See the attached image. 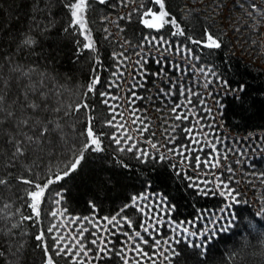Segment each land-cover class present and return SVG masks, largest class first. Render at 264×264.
Here are the masks:
<instances>
[{
    "label": "snow or ice",
    "instance_id": "6c2138e0",
    "mask_svg": "<svg viewBox=\"0 0 264 264\" xmlns=\"http://www.w3.org/2000/svg\"><path fill=\"white\" fill-rule=\"evenodd\" d=\"M100 5L108 4L109 0H96ZM151 3L158 6V10L152 8H144L141 4L138 8H133L129 13L124 16L117 17V20L131 21L133 13H140V22L149 29H162L166 24H171L175 27L173 36H184V29L181 28L177 22L176 17L172 15L168 9L166 0H150ZM129 3H135V0H118V4L127 6ZM233 4L242 10V14L249 18L252 23L245 24V27H251L253 30L257 29L261 21H264V8H261L256 0H233ZM69 10L71 16L70 28H78L80 34L85 36L88 41L83 45L84 49H88L93 53L97 52L94 41L92 40L91 31L88 28L87 13L90 11L92 4L91 0H67L63 4ZM115 7L116 5H112ZM222 0H213V11L225 7ZM141 9H144L141 12ZM109 16L104 15L101 18L102 23H107ZM156 21V22H153ZM116 28L119 32L124 29L117 23ZM239 31V29H234ZM67 32V29H65ZM104 31L109 36L114 35L109 33L108 29ZM202 39H194L191 36L186 39L191 44L199 45L207 49H220L222 47V38L210 30V26L206 27L202 33ZM107 38V37H106ZM19 48H32L38 43L37 34L28 30L25 34L21 35L16 41ZM253 43H256L253 41ZM121 51L113 52L112 57L116 61V71L112 73L115 78L107 84L108 89H121L122 81L125 80V70L130 68L131 71L127 73L128 79L132 82L128 83L126 89H123L124 95L127 96V110L131 114V124L136 127V131L143 134L151 132L150 121L142 118L138 114L139 110L134 106L137 101H145L153 99L152 97L141 96L137 89L147 91L145 85L149 77L159 78L165 77L168 87L159 88L158 94L164 98H171L178 92L180 96L184 97L185 103H175L171 105L170 116L173 121L179 123H172L169 125L165 120L164 135L169 144L174 147L167 149L168 152L183 157L184 161H188L192 152L197 151L196 145H202L200 150L204 147L209 148V158L201 161L199 156L195 157L197 162L196 166L200 167L203 164L207 168L227 167L229 173H233L231 166L221 164V160H227V152L221 153L217 148L220 143L219 137H214L208 141L206 145L202 144L203 138L210 135L209 132H197V127L201 130L205 128L202 123L204 116L200 115L197 106L193 104V98L197 99L199 105L203 106L202 111L206 112L209 116L212 114L201 94L193 91L191 88L186 87L183 82V76L187 71L189 65L185 64L186 60H199L200 57L193 54L192 48L188 47L183 42L170 41L163 36H150L145 35L140 37V43L132 45L131 41L124 39L123 44L120 45ZM131 49L135 59L129 56L128 51ZM155 50V57L152 54ZM181 57L180 62H176L173 57ZM95 62L99 65V56L95 58ZM4 64L8 65L6 71H0V188L9 190L15 182L16 186L26 185L24 189V200L26 206L31 209V215H20L19 222L11 223L10 221L16 216V212L0 216V221H7L0 231L4 232L9 238L15 237L14 229L20 227V223L25 220H35L39 224L41 217V205L46 198V192L52 185L59 184L67 178L73 176L83 165L86 159V154L89 152L101 153L104 149L105 138L112 141L116 146L118 153H133L135 158L141 163H147L149 159L163 161L167 159L164 154L157 153L152 155L145 150L139 149L136 144L129 143L133 140L131 135L127 133L131 131L127 127L124 120V113L118 111L121 107V100L123 96L114 95L111 91L99 92L101 97L100 103L108 107L111 115L110 119L104 121V127L115 129L111 135L105 133L102 128L97 129L96 118L87 113L93 110V105L89 103L87 97L90 94L97 92V85H102L101 78L97 69H93L97 74L93 75L90 82L86 86V91L83 93V98L78 100L75 104L65 105L58 96L60 91L58 88L49 89L45 86L44 80L34 81L32 78V69L27 71L23 70V66L15 64L10 57L4 60ZM155 64L158 66V71L153 72L150 65ZM193 71H197L195 66H191ZM168 70L180 75L173 79L168 75ZM199 73L205 77H215L222 87L228 88V81L222 79L213 68L201 67L198 69ZM210 80H206L204 87L207 88ZM13 85L17 88V95L12 97ZM232 91L243 92L244 87L240 86L238 89ZM211 95V94H210ZM115 102V103H113ZM85 111L86 120L85 128L79 133V137H83L78 148H73L67 143L68 137L65 133V127H70L72 130L75 128V122L65 120V117ZM159 111V109H157ZM50 116L52 118H50ZM60 116V119H56ZM119 117V119H118ZM189 122V127H182L184 122ZM209 129L213 128V124H208ZM181 132L186 138L189 139V145H176L177 131ZM154 136L155 133H152ZM124 145H128L124 147ZM155 149L156 144H152ZM67 149V152H65ZM57 153H64L62 156V166L57 170L43 164L45 159L51 160L57 158ZM121 167L128 168L129 165L123 159L117 161ZM239 163V161H237ZM45 169H47L45 171ZM39 170V171H38ZM214 175V187L209 188V181L205 180L204 187L200 183L191 185L196 188L200 195L216 196L219 194L221 197L226 198L227 206L221 209L220 221H213V226L206 228L202 232H191L187 227L183 228V234H180L176 225L173 231H177V236L164 240L163 244L167 247L161 249L162 241L156 239L153 235L158 232L163 223V219L157 215L158 211L165 210L166 198L159 196L156 203L145 204L143 201H151V197L147 194L133 195L130 202L124 204L118 211L111 216L98 217V209L94 202H89L92 209L90 216L78 217L72 216L69 218V224L72 225L68 229V235H64L61 231L66 227L62 224H51L46 230L41 229L35 236L38 247L43 250L44 262L43 264H59L56 257L67 258L71 264H94V262L103 261L107 257L115 256L119 258L122 264H179L181 257V250L174 245H179L181 242H186L189 248H196L200 250V255L203 257L207 251V245L215 238L217 232H227L234 226L236 216L231 212V201L233 203H240L238 197L240 192L231 187L232 176L220 179ZM264 175V174H262ZM192 179V177H188ZM158 195V194H153ZM54 203L61 205L64 197L61 192L56 193ZM11 204H4L3 209L11 208ZM129 209L138 212L145 219L141 220L137 225L134 218L126 215ZM168 211L173 210L171 207ZM52 218H63L67 214V209L60 211L59 209L53 210L48 213ZM257 215L264 217V212ZM151 217L154 223L148 222V217ZM171 226L174 222L170 219L167 221ZM218 224V226H217ZM91 225L94 231H90ZM129 231H123L124 227ZM137 226L140 230H136ZM250 229H256L257 225L254 222H249ZM55 233V235H52ZM47 234V235H46ZM94 238L90 241L87 235ZM145 234L151 239H146ZM23 235L21 234L20 240L16 241V253L19 254L20 250L24 247ZM123 235L126 239L121 242V247L116 249L113 240L110 237ZM47 236H51L52 244L49 245ZM195 237L198 242L193 241ZM262 249H264V239L260 241ZM153 248L154 251L150 255L145 251V247ZM95 249V250H94ZM134 254V258L129 255ZM236 253H233L234 258ZM264 255V250L261 251ZM155 257V258H154ZM162 258V259H160Z\"/></svg>",
    "mask_w": 264,
    "mask_h": 264
},
{
    "label": "trees",
    "instance_id": "16d2710c",
    "mask_svg": "<svg viewBox=\"0 0 264 264\" xmlns=\"http://www.w3.org/2000/svg\"><path fill=\"white\" fill-rule=\"evenodd\" d=\"M139 1L145 9L158 10L150 0H136ZM66 2L67 0H0V71L7 70L8 65L4 64V60L10 57L15 64L22 65L23 70L32 69L34 81L43 79L49 89L58 88L60 91L58 99L65 105L75 104L83 98L87 84L98 72L102 85H97V92L87 97L89 103L93 105V110L87 114L96 118L97 129L102 128L110 135L111 128L104 127V121L110 119V115L106 106L100 103L99 92L106 90L107 78L113 65L112 53L119 51L120 48L112 35L109 36L104 31L105 23L101 22V18L119 11L118 0H109L106 5L91 0L92 7L87 13V22L97 49L96 53L83 48L87 41L78 28L69 27L71 16L69 10L63 6ZM166 4L185 32L184 36L173 37L189 45L200 56L202 62L211 65L222 79L228 81L230 90L244 87L243 92L237 91L223 97L221 118L224 124L240 133L264 131L263 72L257 66L244 62L233 54L229 50L228 38L217 29H213L202 17L193 12V9H189L185 14L181 13L183 0H166ZM143 10L141 9V12ZM119 25L124 29L121 35L132 44L138 43L140 37L147 33L145 26L140 22V13H133L131 21L119 20ZM209 26L213 33L222 38L220 49L202 48L189 43L186 39L188 36L202 39L204 29ZM28 30L37 34L38 43L32 48L21 49L16 41ZM161 31L166 35L171 34L175 27L166 24ZM97 55L99 65L95 62ZM94 68L97 72L93 71ZM15 95L17 88L13 85L12 97ZM55 118L60 119V116ZM64 119L75 122L74 130L65 127V133L68 137L67 143L73 148H78L84 139L79 137V133L86 126L85 111L82 110ZM116 148L112 141L105 138L103 152L87 153L77 173L59 184L52 185L41 205L39 224L35 220L23 221L18 229L13 230L16 236L12 238L0 231V264H43V250L37 246L39 242L35 240V236L41 229L46 230L45 203L51 191H61L64 197L63 206L71 215L92 213L89 202L96 204L98 215H113L124 204L129 203L133 195L146 190L164 195L174 206L172 217L176 220L190 219L201 208L219 206L217 198L200 195L166 160L149 159L147 163H141L133 153H118ZM63 154L57 153V158L45 159L42 163L58 170L63 163ZM119 159H123L129 167H121L117 162ZM27 187L26 185L17 187L13 182L9 190L0 188V216L19 209L10 221L17 223L21 214L31 215V209L26 206L24 200V189ZM4 204H11L12 207L4 210ZM234 210L237 216L235 227L217 235L207 245L203 257L199 249L180 244L179 264H264V255H261L264 249L260 245V241L264 239V217L256 216L255 211L247 205L239 204ZM249 222H254L257 228L250 229ZM6 223L8 222L0 221V228ZM241 230L246 237L240 239ZM21 234H24V247L17 254L16 241L20 240ZM48 243L51 245L49 240ZM233 253L236 255L230 259ZM56 259L59 264H71L62 257Z\"/></svg>",
    "mask_w": 264,
    "mask_h": 264
},
{
    "label": "rangeland",
    "instance_id": "374dc122",
    "mask_svg": "<svg viewBox=\"0 0 264 264\" xmlns=\"http://www.w3.org/2000/svg\"><path fill=\"white\" fill-rule=\"evenodd\" d=\"M183 1L184 4L182 6V9L180 10L181 13L185 14L189 9H193V12L197 13L200 17H202L207 23H209L212 26L213 29H217L220 33H222L225 37L228 38L229 50L233 52V54L239 56L244 62H249L252 63V65L257 66L263 72V76H264V21H261L260 25L255 30H253L251 27H245L244 25L246 23L250 25L252 21L242 14V10L238 6H235L233 4V0H222V3L226 6L219 10H216L215 12L213 11V0H183ZM141 3H142L141 1L136 2L135 0V3H129L126 7L119 5V11L114 15H109V21L104 24V29L107 28L109 33L114 34L112 35V37L114 38V40H116V42H118L119 48L120 45L123 44L125 38L121 35L122 33L119 32L116 28V24L117 23L119 24V20H117V17L126 15L133 8L139 7ZM256 3L261 8H264V0H256ZM153 6L156 5L153 4ZM120 27L123 28V26ZM237 28L239 29V31L234 30ZM145 29L147 30V33L145 35L157 36V37L163 36L166 39L173 41L174 43L182 42L181 40L176 39V37H173L172 33L167 35L164 34L163 31H161L164 29V27L162 29L156 30V29H149L145 26ZM83 37L85 38L84 35ZM253 41H255L256 43H253ZM139 43L140 41L132 45H137ZM188 47L190 46L188 45ZM119 51H121V48ZM128 54L130 57H132V59H135L131 49H129ZM152 54L155 57L156 55L155 50H152ZM193 54L199 56L198 54L195 53L194 50H193ZM173 59L176 62H180L182 58L176 56L173 57ZM185 64L189 65L187 71L183 76V82L185 86L191 88L193 91L197 93H200L201 98L205 100L207 106L212 110V114L211 116H209L206 112L202 111L203 106L199 105L197 99L193 98V104L197 106V110L199 114L204 116V120L202 121V123L205 125V128L201 130L199 127H197V132H200L201 135H203V132L210 133L209 136L203 138L202 144L206 145L208 141L212 140L214 137H219L221 141L220 143L217 144V148L219 149V151L221 153H224L227 152L228 149L232 150L231 152H227L228 159L226 161L221 160V164L225 166H231L233 169V173H229L227 171V167H218L212 169L205 167L203 164H201L200 167L196 166L197 164L195 160L196 156H199L201 161H204L209 158L208 147H204L203 150L201 151L200 148L202 145H196L195 147L197 151L191 153L188 161H184L183 157L174 155L167 151V149L174 147V145L169 144L167 142V139L165 138L164 135L165 120H167V123L169 125H171L172 123H179L173 121L170 116L171 105H174L175 103L178 102L185 103V100L184 97L180 96L178 92L176 93V95H174L171 98H164L158 94L157 90L159 88L166 89L168 87L167 80L163 76L159 78L149 77L148 82L145 85L147 91L137 89L138 93L141 96L152 97L153 99L145 100L143 102L137 101L136 105L134 106L136 109L139 110L138 114L141 115L142 118L151 122L150 123L151 132H146L141 134L136 131V127L132 125L130 122L131 114L127 110L128 108L127 96L124 95L123 93V89H126L128 83L132 82L127 77V73L131 71L130 68L125 70V80H127V83H124L122 81L121 89H116V88L108 89L106 85V90H105V91H111L112 94L114 95L123 96V99L120 102L121 107L118 109V111L124 113V120L122 122L125 123L127 127L131 129V131L128 132L127 134L131 135L133 137V140L129 141V143L136 144V146L139 149L145 150L152 155H157V153L164 154L167 157V159L165 160L169 164H171V166L177 172L182 174V176L185 178V180L187 181L190 187H192L191 185L195 183H200L201 187L203 188L205 186L203 183L205 180L210 182L208 184L209 188L214 187L213 174H215V176H218L220 179H225L226 177L232 176V182L230 186L240 192L241 195L238 197V199L241 202L233 203L230 200L227 201V203L232 204L231 212L236 216L234 207L239 204H242L251 207L255 211L256 216L261 217L257 214L261 213L264 210V175H262L264 174V131H253V132L251 131L246 133H240V132H235L232 129H229L224 124L221 118V113L223 108L222 99L225 95L227 94L231 95L232 93L235 92L230 90L229 87L228 88L222 87L215 77H205L201 75L198 71L199 68L201 67L213 68L211 65L202 62L201 59H199L198 61L186 60ZM115 65H116V61L113 59V65L110 71V76L109 78H107V84L115 79L112 76V73L116 71ZM191 66H195L197 71H193ZM150 69L151 71L156 72L158 71V66L155 64H151ZM168 75L172 76L173 79H176V77L179 76L180 74L168 70ZM206 80L211 81V83L208 84L207 88L204 87V83L206 82ZM106 108L109 113L108 107ZM157 109H159V111H157ZM109 118H111V115ZM208 124H213L214 127L209 129L207 127ZM189 126L190 124L187 121L184 122L182 125V127H189ZM113 131H115V129L111 128V133ZM152 133H155V135L153 136ZM176 135H177L176 145H189L190 143L189 139L186 138L181 132H179V130L177 131ZM152 144H156L157 147L154 149L152 147ZM127 146L128 145H124V147ZM237 161H239V163H237ZM188 177H192V179L190 180L188 179ZM192 188L197 191L196 188L194 187ZM57 192H61V191L60 190L51 191V194L48 196L47 201L45 203L44 215L46 216L45 219H47L46 229L53 223L62 224L66 227L62 228L61 231L64 233V235H68V229L72 227V225L69 224L70 217L90 216L92 213L87 215H71L67 212V214L63 218L61 217H57L55 219L52 218L48 213L57 209H59L60 211H63V209H65V207L63 206V202H61V205L59 206L54 203L55 199L57 198L56 197ZM140 194H147L148 196L151 197V201H143V203H145L146 205L149 204L150 202L156 203L159 199V196L165 197L161 193L151 190H146ZM153 194H158V195H153ZM208 197L217 198L220 203L219 206L212 208L198 209L194 217L190 219L189 218L178 219V220L174 219L172 217L174 206L170 202H168L166 197H165L166 203H165L164 211H158L156 209H153V211H156L157 215L161 217L165 222L161 225L158 232L153 233L156 239H160L162 241V244L160 246L161 249L167 247L166 244H163L164 240H169V238L177 236V231H173L176 225L180 226L178 231L180 232V234H183L184 227H187L191 232H202L206 228L212 227L213 221L216 222L220 221L221 209L227 206L226 198L221 197L219 194H217L216 196L209 195ZM169 207H171L173 210L168 211L167 209ZM125 214L132 216L136 221L137 225L141 220L145 219V217L141 216L138 212H136L133 209H129L128 212ZM103 216H111V215H98V217H103ZM169 219L174 222L171 226H169L167 223ZM148 222L154 223V221L150 216L148 217ZM85 226L89 227L90 231H94L91 225H85ZM234 227H235V223L232 228ZM136 230H140L138 226ZM123 231H129V229L125 226L123 228ZM243 232L244 231L241 232L240 239L243 236H245L244 235L245 233ZM220 233L222 232H217L215 237H217V235H219ZM52 235H55V233H53ZM86 235L89 241L94 238L91 235L88 234ZM47 238L50 241V244H52L51 236H47ZM145 238L150 239L146 234H145ZM110 239L113 240L116 249H119L121 247V242L124 241L126 238L123 235H117L115 237H110ZM193 241L198 242V240L195 237H193ZM150 243H151V239H150ZM180 244H187V243L181 242ZM180 244L174 246L178 248ZM144 247H145V251H147L150 255L153 253L154 251L153 248H149L147 246ZM129 255L134 258V254L129 253ZM63 259L66 260L68 263H71L67 258H63ZM94 264H122V262L119 260V258L115 256H111L105 258L103 261L94 262Z\"/></svg>",
    "mask_w": 264,
    "mask_h": 264
}]
</instances>
